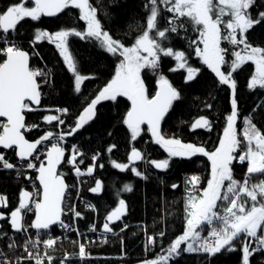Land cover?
Listing matches in <instances>:
<instances>
[{
	"label": "snow or ice",
	"instance_id": "1",
	"mask_svg": "<svg viewBox=\"0 0 264 264\" xmlns=\"http://www.w3.org/2000/svg\"><path fill=\"white\" fill-rule=\"evenodd\" d=\"M29 0H22L10 4L0 11V118H6V122H0V147L13 149L18 157L19 164H13L0 154V171L15 170L17 176L22 174L24 168L38 172L37 179L42 186L43 195L40 200L32 199L33 193L24 189L20 191L18 206L10 212L9 223L14 232L27 233L29 228L37 230H48L51 226L59 223L61 228L68 231L76 229L65 224L62 219V201L65 196L67 185L57 173V165L61 164L65 149L61 146L65 136L73 135L95 116V109L101 101H116L118 97H127L131 107L126 113L123 123L131 133V140L135 141L141 133V125L146 124L153 140L168 153V158L160 161H147L156 169L166 170L170 165L172 157H191L196 154L207 156L211 161V178L207 186L198 189L200 183L198 176L186 178V190L184 202V231L176 237L165 250L166 255L158 256L152 261L144 264H168L174 256H179L181 251L188 254H207L211 259L222 250L229 252L238 250L234 241L241 236L244 237L242 247L241 264H251V257L264 252V179L252 183L253 175H264V132L254 123L252 114L244 119V128L238 138L236 119L238 117L237 101L233 93L231 100V113L226 117L227 126L223 130V136L219 139V145L214 151H206L203 146L191 143H183L176 138H165L161 134L160 124L166 113L172 106L173 101L180 99L179 91L174 88L161 72V61L163 57H171L176 61L175 67L170 71H186L185 82L192 81L199 73V69L188 64V57L182 50H174L166 46L164 41L168 39V33H175L178 29L185 28V21L193 26L198 32L199 40H193L195 55L201 59L221 84L229 85L235 89L233 73L239 70L246 62H252L255 66L253 75L250 77L248 88L254 90L259 87L264 89V48L253 46L248 42L246 33L254 26L264 22V11L258 12L256 16L251 13L256 0H146L144 9L146 12V27L135 38L130 46H125L121 41L112 38L110 33L103 29L98 19V9L90 0H32L34 6H27ZM163 6V7H162ZM72 9L79 11L78 19L86 22L84 30L67 28L48 33L41 29H35L33 40L30 44L47 39L54 43L63 58L67 70L74 77V90L76 93L82 91L85 80L94 78L82 75L78 71V65L70 52L69 38L79 37L82 40H94L106 52L113 56L119 55V63L116 65L115 73L111 80L98 91V94L86 104L78 116L75 126L67 133L59 134L56 142L46 152V164L41 162L37 168L31 157L38 151V145L53 138L52 132L34 142H29L22 129L30 130L38 125H27L25 122L26 111L33 109L31 105H40L41 91L38 77H47L48 72L33 69L29 64V54L22 50L11 37L17 33L18 26L25 19L38 21L42 16L55 17ZM162 11L171 13L168 26L161 29L158 18ZM227 17V19H224ZM181 21L180 23H177ZM227 42L232 46V59L226 60L227 48L221 47V42ZM203 44V48L199 44ZM243 46L239 48V46ZM239 50H236L238 49ZM227 65V73L221 71V66ZM148 69L157 76L158 90L149 98L146 93L145 83L141 78L142 70ZM210 108L211 105H208ZM260 106L258 105L257 108ZM257 109H254L255 112ZM57 112L67 113V109H56ZM57 115H46L42 119L47 123L56 121L63 125L65 121ZM211 123L206 117H199L192 123L191 130L203 128L211 131ZM115 145L108 151L111 152ZM239 152L236 156L234 153ZM81 155L76 145L72 146V155L67 163L74 167L77 176L84 175L76 166L77 156ZM38 159L39 157H34ZM141 151L132 148L128 157L129 162L144 160ZM93 165L87 168L86 174L91 175L94 170L97 155L92 157ZM238 161L240 164L247 162V170L244 178L238 181L234 178L232 164ZM80 163H83L81 160ZM102 167V165H101ZM114 167L121 171L131 168L137 176L141 173L131 164L115 163ZM29 177L25 176V179ZM173 188L178 185L173 184ZM101 189V182L96 181L95 187L90 191L93 193ZM124 191H131L130 185L124 186ZM195 193V194H194ZM219 202V203H218ZM35 219L30 225L24 223V216L33 211ZM0 207H7V197L0 194ZM91 207V206H90ZM126 205L123 199L118 201V207L106 217L103 225L105 232H111L110 222L119 221L124 215ZM222 209V210H221ZM74 218H81L82 214L72 208ZM8 219L0 213V220ZM127 227V225H125ZM92 230H95L93 226ZM207 230V236L203 232ZM123 231V229H122ZM165 233L161 232L162 237ZM77 235L80 234L77 232ZM5 237H0V239ZM38 241L28 240L35 248ZM46 249H52L56 239L49 237L42 240ZM155 243V238L148 237V244ZM186 245L181 249V245ZM13 241L8 247L15 248ZM23 259L34 261L35 264H44L46 259L52 264L53 257L45 254L44 257L35 255L28 251ZM3 255V253H0ZM88 254L85 245H79V258H86ZM72 257L66 254L61 264H67ZM21 258H17L16 264H20ZM0 264H9L8 260L0 261Z\"/></svg>",
	"mask_w": 264,
	"mask_h": 264
},
{
	"label": "trees",
	"instance_id": "2",
	"mask_svg": "<svg viewBox=\"0 0 264 264\" xmlns=\"http://www.w3.org/2000/svg\"><path fill=\"white\" fill-rule=\"evenodd\" d=\"M16 2L22 0H0V11ZM90 2L98 9L97 16L103 29L124 45L132 44L146 27L147 14L144 9L146 0H90ZM27 6H34L32 0H29ZM261 11H264V0H256L251 13L256 16ZM170 16L171 13L162 11L158 18L161 29L168 26ZM78 17L79 11L72 9L70 14L66 12L55 17L42 16L38 21L25 19L18 26L17 33L13 35L19 39L20 48L29 54L30 67L36 64L49 73L47 83L40 87L42 95L40 105L37 106L39 110L24 113L26 124L38 125L22 132L29 142L36 141L47 132L55 135L70 131L86 104L111 79L120 59L119 55L113 56L103 50L94 40L70 37L69 48L77 62L78 71L82 75L94 77L85 80L82 91L76 93L73 75L67 70L55 44L46 39L35 44H30V41L33 40L35 29L48 33L67 28L84 30L85 22ZM246 36L250 44L264 48V22L250 29ZM195 39L196 31L185 21L184 29L168 33V39L164 41L166 46L184 51L188 57V64L200 71L192 81L185 82L186 71H170L175 67L176 61L171 57L162 58L161 72L179 91L180 99L173 101L161 121L160 130L166 138H176L211 150L218 142L226 124V116L231 109L230 89L228 85L221 84L215 74L196 57L195 47L191 43ZM251 71L252 65L245 63L233 73L238 123L240 124L244 116L252 114L253 123L264 132V89L257 87L249 90L248 78ZM141 75L146 93L152 97L157 89L155 83L157 76L148 69L142 70ZM129 106L126 97H118L116 101H101L96 106L94 118L73 135L65 136L61 144L65 149V156L58 165L57 173L61 174L67 184L77 182L80 196L92 206V209L80 208L78 212L82 216L76 218L82 235L88 239L93 238L87 245L93 253L92 257L77 260L78 246L72 245V241L68 239L65 241H68L70 247L67 242L53 246H57L55 249L59 253L69 248L72 259L68 260L67 264H144L145 261L166 255L165 250L170 243L184 231V202L186 190L189 189L186 178L196 175L200 178L197 187L205 186L210 167L207 156L196 154L191 157H172L166 170L156 169L147 162L159 158L167 159L168 155L153 141L149 131L142 132L135 141L131 140V133L123 123ZM53 107L68 111L61 116L56 110L50 109ZM254 109L257 110L254 112ZM46 115L61 116L65 123L63 125L56 121L47 123L42 119ZM199 116H204L210 121L211 131L203 128L191 130L193 120ZM143 128L146 129V126L143 125ZM73 145H76L81 153L76 158V166L80 169L93 165L92 157L97 155L93 173L82 175L86 179L82 192L80 183L74 177V167L67 163ZM112 145L115 147L109 152L108 149ZM133 147L141 151L144 160L129 162L128 157ZM7 150L13 158L17 157L15 150ZM236 155L238 156V152ZM81 160L83 163H80ZM114 162L131 164L137 168L141 176L134 174L131 168L124 171L115 168ZM246 166L238 161L233 162L232 169L236 180H243ZM35 175L36 172L31 169H23L19 177L17 173L11 171H0V191L7 197V207H0V213L8 216V219L0 220V233L12 231L9 214L18 206L21 189H28L27 182L34 179ZM25 176L29 178L25 179ZM261 179H264V175L256 174L252 176L251 182L256 183ZM97 180L101 182V189L93 193L90 189L95 187ZM173 184L178 187L173 188ZM125 185H130L132 190L124 191ZM120 199L125 201L124 215L119 221L110 222L112 231L107 232L108 235H100L106 217L118 207ZM32 216L33 211L24 218L25 223L31 224ZM92 225L95 227L93 232L90 228ZM161 232L165 233L162 237L159 235ZM149 236L155 238V243L148 244ZM103 237L106 239H102ZM243 241L244 237L241 236L233 242L238 250L229 252L225 249L211 259L207 254H188L181 251V254L171 258L168 264H241ZM183 247L185 246L182 244L181 249ZM250 259L251 264H264V252H258ZM20 264L31 263L22 260Z\"/></svg>",
	"mask_w": 264,
	"mask_h": 264
},
{
	"label": "rangeland",
	"instance_id": "3",
	"mask_svg": "<svg viewBox=\"0 0 264 264\" xmlns=\"http://www.w3.org/2000/svg\"><path fill=\"white\" fill-rule=\"evenodd\" d=\"M163 7V6H162ZM172 15V14H171ZM171 17V16H170ZM224 19H227V17H225ZM86 28V22H85V27H84V29ZM55 33V32H54ZM11 39H13V40H15L16 41V38L14 37V36H12L11 37ZM19 40V39H18ZM47 40V39H46ZM195 40H199V34H198V32H196V39ZM48 41V40H47ZM17 44L18 45H20L21 43L18 41L17 42ZM133 44V43H132ZM132 44H130V45H132ZM130 45H125V46H130ZM252 45V44H251ZM4 45L2 44V43H0V48H2ZM254 46V45H253ZM255 46H258V45H255ZM194 47H196L195 45H194ZM199 47L202 49L203 48V44L202 43H200L199 44ZM221 47H223V48H227L228 49V52H227V54H226V60H231L233 57H232V51H233V48H232V46H230L227 42H224V41H222L221 42ZM243 46L241 45V46H239V48H242ZM260 47V46H259ZM239 48L238 49H236V50H239ZM59 51V50H58ZM197 57V56H196ZM120 59H122L121 57H119ZM120 59L118 60V62H117V64L119 63V61H120ZM199 60H200V62L202 63V61H201V59L199 58ZM246 63H250L251 65H252V71H251V75H250V77L253 75V73H254V70H255V66H254V64L252 63V62H246ZM116 64V65H117ZM206 66V65H205ZM33 69H39V66L38 65H33V67H32ZM116 68V67H115ZM42 70H44L45 72H47L46 71V69L44 68H41ZM211 70V69H210ZM221 71H223V72H225V73H227L228 71H229V69H228V67H227V65H222L221 66ZM114 73H115V70H114ZM215 74V73H214ZM114 75V74H113ZM112 75V76H113ZM165 76V75H164ZM216 76V75H215ZM48 77L49 76H47V77H42V79L41 78H38L37 79V81H38V83L40 84V86H42V85H44V84H46L47 83V80H48ZM250 77L248 78V83H249V80H250ZM112 78V77H111ZM141 78H142V75H141ZM165 78L169 81V83L171 84V82H170V80L165 76ZM143 79V78H142ZM217 79H218V77H217ZM234 79V78H233ZM111 80V79H110ZM109 80V81H110ZM73 81H74V77H73ZM108 81V82H109ZM218 81H219V79H218ZM235 81V80H234ZM107 82V83H108ZM106 83V84H107ZM156 86H158V84H157V77H156ZM105 84V85H106ZM104 85V86H105ZM103 86V87H104ZM102 87V88H103ZM228 87H229V85H228ZM101 88V89H102ZM229 89H230V105H231V100H232V98H233V93H234V95H235V89L233 90L231 87H229ZM127 98V97H126ZM235 99H236V96H235ZM237 101V100H236ZM32 107V106H31ZM33 109L35 108V107H32ZM35 109H37V107L35 108ZM50 109H52V110H56L57 108H50ZM231 110H232V108L230 109V112L227 114V116L231 113ZM61 114V113H60ZM226 116V117H227ZM245 117H247V116H244L243 117V119L240 121V124L238 123V117H237V119H236V129H237V133H238V138H240L241 140L243 139V137L242 136H240L239 135V133H240V131L244 128V119H245ZM0 120H4V119H0ZM5 121V120H4ZM6 122V121H5ZM27 125H29V124H27ZM29 126H31V125H29ZM227 126V121H226V124H225V127ZM224 127V128H225ZM224 128H223V130H224ZM23 131H28V130H25V129H22V132ZM148 132V128H147V126H146V129L145 128H143V125H141V133L142 132ZM140 133V134H141ZM59 135V133H57V134H55V135H53L54 136V139L53 140H50V141H46V142H49V143H51L52 141H54V142H56V137ZM223 136V131L221 132V134H220V137H219V139L221 138ZM153 138V137H152ZM166 138V137H165ZM168 138H171V137H168ZM219 139H218V142H217V144L215 145V147L213 148V149H211V150H208V149H206L204 146V148L206 149V151H209V152H211V151H214L215 150V148L216 147H218V145H219ZM154 141V140H153ZM183 143H189V142H183ZM192 144V143H191ZM159 145V144H158ZM194 145V144H193ZM51 145L50 144H46L44 147H40L42 150L41 151H38L37 153L39 154V158H38V160H36V158H34V157H31L30 159H32V161H33V163H35L36 164V166H37V168H38V166H39V164H40V162H43L44 161V159H45V153H46V151H47V149L50 147ZM160 146V145H159ZM196 146H201V145H196ZM161 147V146H160ZM163 150H164V148L163 147H161ZM165 151V150H164ZM165 153L168 155V153L165 151ZM0 154H3L4 156H5V159H7V160H9L11 163H13L14 161H15V159L17 158V157H15V158H13L12 157V154L8 151V150H6V149H3V148H1L0 147ZM72 155V147H71V149H70V155H69V157ZM234 155H236V153H234ZM238 155H239V152H238ZM237 156V155H236ZM160 160H164V159H155V161H160ZM39 161V162H38ZM208 162H209V165H210V167H209V173H208V178H207V180H206V182H205V186H202V187H197L198 189H202V188H204V187H206L207 186V181H208V179H210L211 178V161L208 159ZM92 163H93V160H92ZM14 164V163H13ZM244 164H246L247 165V162H245ZM92 165V164H91ZM91 165H89V166H91ZM89 166H87L86 168H84V169H80L81 170V172H84L85 174H86V172H87V168L89 167ZM24 169H27V168H24ZM246 170H247V166H246ZM34 172H36L35 170H33ZM11 172H14V173H16V171L15 170H12ZM193 176V175H192ZM196 176V175H195ZM74 177H75V179H76V181H78L79 183H80V185H81V192H82V186H83V184L85 183V181H86V179L81 175V176H77V174H76V172L74 171ZM191 177V176H190ZM257 183V182H256ZM75 186L77 187V188H75V190H69L70 191V194H71V197L70 196H66V200H65V203H68V209L70 210V209H72V208H75V210L76 211H79V209L80 208H89V209H92V206L90 207V205H89V203L88 202H86L85 201V199L83 198V202L81 203L80 201H77V202H74L73 200V198H74V196H73V193L75 192V193H77L78 191H80V189H79V185H78V183L76 182V184H75ZM189 188H190V186L189 185H187ZM199 186V185H198ZM27 190H29V189H27ZM31 191V190H30ZM0 194H3L1 191H0ZM195 194V193H194ZM4 195V194H3ZM35 196H37V192H35V194H34ZM40 198V197H39ZM39 200V199H38ZM219 203V202H218ZM34 206V205H33ZM30 212H28L25 216H24V218L29 214ZM72 217H74V214L72 215ZM62 221L65 223V224H68V225H70V227H72V228H74V229H76V231H72L71 233H69V234H64L63 233V237L61 238V240H57L56 241V243L54 244V245H56V244H63L64 242L68 245V247H70V244L68 243V241H65V240H68L69 239V241H72L71 243H73L72 245H74V246H78L77 248L79 249V245H80V243H83L84 245H85V250H86V253L87 254H89L90 253V255L92 256V252L89 250V248H88V242H90V241H92V239H88V237H86V236H84V235H82V233H81V231L79 230V223H77V219L74 221V219L73 220H70V219H68L66 216H65V214L63 215V218H62ZM24 223H25V221H24ZM26 225H30V224H27V223H25ZM57 225V224H56ZM56 225H54L52 228H51V230L53 231V233L52 234H57V229L54 231V228L56 227ZM33 236H34V239H37L38 238V236H37V231H35V230H32L31 229V231H29ZM40 232H42V231H40ZM77 232L80 234L79 236L77 235ZM100 232H103L105 235L107 234L108 235V233L107 232H105L103 229H102V231H100ZM31 234H29V235H27V237L28 236H30L31 237ZM43 235L39 238V241L41 242V244H40V242H38L40 245H42L43 243H42V240H44V239H47V237H48V235L46 234V232H44V233H42ZM182 234V233H181ZM180 234V235H181ZM5 235V236H4ZM11 235H14V240H18V237H17V235H19L18 233H15V232H13V231H2L1 233H0V237H2V236H4L5 238H10L11 237ZM203 235L204 236H207V230H205L204 232H203ZM65 236V237H64ZM106 239V237H103L102 239ZM17 243V246L19 245V244H21V243H18V242H16ZM42 246H44V245H42ZM65 246V245H64ZM184 246H186V245H184ZM66 248V249H64L63 250V252H61V253H59V252H56V249L55 248H57V246L56 247H53L52 249H46L45 247L43 248L44 249V251L43 250H39V252H38V254L39 255H45V254H47V255H49V256H51V257H53V256H59L61 259H64L65 257L64 256H66V254L68 255V256H70V252H69V248ZM27 248H28V250H30V251H32L33 253H35L36 252V248H32V246L31 245H28L27 246ZM4 250H6L5 248L3 249V253L5 254V252H4ZM19 252H20V254H17V255H20V257L23 259L24 257H26V252H24L23 250H21V249H19L18 250ZM18 253V252H17ZM9 255H14L15 256V251L14 252H12V253H8L6 256H7V258H8V256ZM19 256H16V258L14 257V258H8L7 260L9 261V264H16V262H17V258H18ZM79 259H81V258H77V260H79ZM85 259H87V258H83L82 260H85ZM20 261H22V260H20ZM60 262V263H59ZM59 262H57V261H54V262H52V264H61V261H59ZM31 264H35V263H32L31 262ZM45 264H49V262H45Z\"/></svg>",
	"mask_w": 264,
	"mask_h": 264
},
{
	"label": "built area",
	"instance_id": "4",
	"mask_svg": "<svg viewBox=\"0 0 264 264\" xmlns=\"http://www.w3.org/2000/svg\"><path fill=\"white\" fill-rule=\"evenodd\" d=\"M17 39H16V43H17ZM19 47H20V45H18ZM39 69L40 70H42L40 67H39ZM38 78H41L42 79V77H38ZM37 78V79H38ZM43 80V79H42ZM0 122H5L4 120H0ZM54 141H52L51 143H49V142H46V141H44L42 144H40V145H38V151H41L42 149L40 148V147H44L46 144H52ZM7 150V149H6ZM38 151H36L35 153H34V156L35 157H39V154L37 153ZM36 160H38V159H36ZM33 162V161H32ZM39 162V161H38ZM14 164H19L20 162H19V160H18V157L15 159V161L13 162ZM41 163V162H40ZM27 185H28V191L30 192V193H33V197H32V199H34V200H38L39 199V197H40V186L38 185V183H37V181H36V179L34 178V179H29L28 180V182H27ZM79 185V184H78ZM75 188H77L76 186H75V184H73V183H71V184H67V190H66V194H65V197H64V201H63V204H62V209H63V213H62V218H63V215L65 214V216L68 218V219H70V220H73L74 219V221H75V219L76 218H74V217H72V215H73V212L71 211V209L69 210L68 209V203H65V200H66V196H70L71 197V194H70V191L69 190H75ZM79 189H80V187H79ZM31 190V191H30ZM35 192H37V196H35L34 194H35ZM73 196H74V202H77V201H80L81 203L83 202V199H82V197L80 196V192L78 191L77 193H73ZM77 200V201H76ZM61 218V219H62ZM52 228V227H51ZM51 228L50 229H48V230H44V231H42V232H40V235H39V237L37 238V239H34V236L29 232V231H31V228H29V230H28V232L27 233H18L19 235H17V237H18V240L16 241V240H14V235H11V237L10 238H2V239H0V253H3V249L5 248L6 250H4V252H5V254L3 253V255H0V261H3V260H7L8 258H16V256H19L20 257V255H17V254H20V252L18 251L19 249H21V250H23L24 252H26L25 251V247H27L28 245H30V244H25V241H28V240H35V241H38V242H40L39 241V238L43 235L42 233H44V232H46V234L48 235V237H47V239L49 238V237H52V238H54V239H56V241L57 240H61V238L63 237V233L64 234H69V233H71L72 231H68V230H66V229H64V228H61L60 227V225H59V223H57V225H56V227L54 228V231L57 229V234H52L53 233V231L51 230ZM91 229L93 228V225L90 227ZM33 230V229H32ZM92 232H93V230H91ZM95 231V230H94ZM14 232V231H13ZM15 233H17V232H15ZM29 234H31V237L30 236H28L27 237V235H29ZM104 233L102 232H100V235H103ZM5 236V235H4ZM4 236H2V237H4ZM65 237V236H64ZM92 240H93V238H92ZM15 242V244L17 245V243L16 242H18V243H21V244H19L18 246H16L15 248H9L8 247V245L10 244V243H12V242ZM40 244H41V242H40ZM39 243H37V245H36V252L34 253L35 255H39L38 254V252H39V250H43L44 251V246H42V245H40ZM28 249V248H27ZM15 251V256L14 255H9L8 256V258H7V254L8 253H12V252H14ZM28 251H30V250H28ZM18 252V253H17ZM30 252H32V251H30ZM27 252H26V256H27ZM39 256H41V257H44L45 255H39ZM65 257V256H64ZM90 257H92L91 255H90V253L86 256V258H90ZM21 258V257H20ZM76 258H79V249H78V252H77V254H76ZM21 260H25V261H29V260H27V259H22L21 258ZM62 259L59 257V256H53V261L52 262H54V261H57V262H59V261H61ZM35 263L34 261H30V263ZM45 262H48L46 259L44 260V264H45ZM60 263V262H59Z\"/></svg>",
	"mask_w": 264,
	"mask_h": 264
},
{
	"label": "water",
	"instance_id": "5",
	"mask_svg": "<svg viewBox=\"0 0 264 264\" xmlns=\"http://www.w3.org/2000/svg\"><path fill=\"white\" fill-rule=\"evenodd\" d=\"M158 90V86H157V89H156V91ZM155 94H156V92H155ZM154 94V95H155ZM153 95V96H154ZM149 98H151V97H149ZM129 104H130V106H129V108L131 107V102L129 101ZM32 107H37V105H31ZM34 108V109H35ZM129 110V109H128ZM199 117H204V116H199ZM199 117H197V118H195L194 120H193V122L192 123H194V121L196 120V119H198ZM0 119H4L5 121H6V118H0ZM145 126H147L146 124H144ZM192 125V124H191ZM148 128V127H147ZM22 131V130H21ZM149 134L151 135V133L149 132ZM152 137V136H151ZM2 148V147H1ZM51 148V146L47 149V151L49 150ZM138 150V149H137ZM46 151V152H47ZM46 154V153H45ZM45 164H46V156H45V159H44V161H43ZM40 165V164H39ZM39 167V166H38ZM57 169H58V165H57ZM37 176H38V172L36 171V175H35V179H36V181H37V183H38V185L40 186V198H39V200L42 198V195H43V190H42V186L40 185V182H39V180L37 179ZM61 179L64 181V183H65V185H67V183H66V181L64 180V178L61 176ZM26 191H28L27 189H25ZM66 190H67V188H66ZM29 192V191H28ZM65 194H66V191H65ZM65 197V196H64ZM63 201H64V199H63ZM63 201H62V204H63ZM34 211H35V209H34V206H33V216H32V219H31V223H32V221L35 219V215H34ZM61 218H62V216H61ZM51 227H53V226H51ZM50 227V228H51ZM12 229V228H11ZM33 230H35V231H37L36 229H33ZM13 231V230H12ZM40 231H44V230H40Z\"/></svg>",
	"mask_w": 264,
	"mask_h": 264
}]
</instances>
